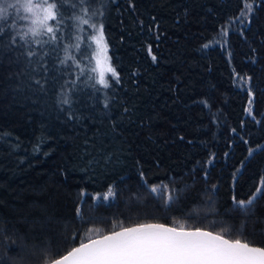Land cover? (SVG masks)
Instances as JSON below:
<instances>
[{
  "label": "trees",
  "instance_id": "obj_1",
  "mask_svg": "<svg viewBox=\"0 0 264 264\" xmlns=\"http://www.w3.org/2000/svg\"><path fill=\"white\" fill-rule=\"evenodd\" d=\"M245 3L247 21L204 47ZM62 7L68 19L75 7ZM101 22L118 74L107 88L60 63V30L36 46L17 37L0 56V264H44L90 229L149 221L264 245V199L234 203L264 177V0H108ZM211 101L229 124L217 125L213 152Z\"/></svg>",
  "mask_w": 264,
  "mask_h": 264
},
{
  "label": "snow or ice",
  "instance_id": "obj_2",
  "mask_svg": "<svg viewBox=\"0 0 264 264\" xmlns=\"http://www.w3.org/2000/svg\"><path fill=\"white\" fill-rule=\"evenodd\" d=\"M60 3L61 0H15L14 3L0 0V22L3 25L16 29L18 20L25 21L28 25L26 31L22 33L17 31L11 37V46L0 42V56L6 54L5 48L8 52L13 51L17 36L21 41H25L29 34L32 37L47 34L49 40L56 41L58 37L55 33L59 29L54 28L50 21H56L57 24L63 23ZM63 3L71 4V0H63ZM71 7H75V4H71ZM245 8L248 14L253 11L251 3H246ZM9 9H14L17 15L12 16ZM245 14V12L241 13L242 16ZM92 27L97 34L92 36L96 46L92 56L95 67L90 70L97 74V83L107 88L109 83L106 80V74L110 73L117 79L118 74L112 67L107 54L108 46L105 43L103 26L101 25L99 29H96L95 25ZM4 33V26H0V36ZM35 43L40 44L42 41L36 40ZM76 48L79 49L80 45L77 44ZM26 55L31 64L36 52L28 50ZM66 59H73V57L66 56ZM153 59L155 60V57ZM65 60H61L60 63L64 64ZM77 67H79L78 64ZM31 71L37 72V68L33 67ZM32 79L39 86L38 90L42 91L44 88L42 81L35 77ZM249 95L251 96V92ZM59 102L64 105L71 104L67 97L60 99ZM249 103L251 104V101ZM247 111L251 114V108ZM253 154L254 150L250 149L249 156ZM152 191L155 192L156 189L153 188ZM112 194V190L109 189L104 199H108V196ZM259 199H264V177L261 178V186L256 188L247 201L234 200V203L241 210H245ZM93 231L95 238L89 235L88 242L80 243L78 247H73L67 255L58 259H45L44 264H264V245L254 244L243 233H239L238 237L233 239L224 233H214L200 228L186 230L183 224L177 228L161 223H140L134 227L121 226L119 231L113 230L107 235L102 234L100 229L89 230L90 233Z\"/></svg>",
  "mask_w": 264,
  "mask_h": 264
},
{
  "label": "rangeland",
  "instance_id": "obj_3",
  "mask_svg": "<svg viewBox=\"0 0 264 264\" xmlns=\"http://www.w3.org/2000/svg\"><path fill=\"white\" fill-rule=\"evenodd\" d=\"M7 2L10 3H14L15 0H7ZM108 0H87L85 1V8L83 6H79V7H75L73 10V14H70L66 19L65 17H63V23L62 25H60V31L64 32V35L67 36V40H65L63 42L62 46V56H71L73 57V59L71 60V65L73 69H77L78 71L82 72H86L88 74V77H92L94 78V80L98 79L97 74L92 72L90 69L95 67V60L92 59V56L95 52V44L92 41V36H95L97 34L96 30L92 27V25H95L96 29H99L102 25V16H103V12H104V8L107 4ZM75 3L74 0H71V4ZM64 5H66L64 3ZM80 5V4H79ZM246 3L243 5L242 9L239 11V13L233 18L231 19L229 22L223 23L219 29L212 34L210 40H208L207 42H205V45H213L216 44L218 46H223L225 41H226V36L228 32V30L230 28H232L233 24H242L245 23L247 21L248 18V13L246 12V8H245ZM64 10V7L61 8ZM9 12L11 13L12 16H16L17 13L15 12L14 9H9ZM242 12H245V15H241ZM102 13V14H101ZM23 13H21L22 15ZM63 14V11H62ZM66 19V20H65ZM84 21H87V23H84ZM70 22L71 25V29L69 30V23ZM17 27L16 29H11L12 34L15 35L17 31L19 32H23L26 31V28L28 27L27 23L25 21H17ZM51 24V21H50ZM52 26L57 25L56 23L51 24ZM47 35V34H45ZM19 38V36H17ZM105 38V36H104ZM47 39V37H44V35L39 36V37H32L30 34L26 37L25 42L27 43V41L32 44L33 46H36L35 41L36 40H40L45 41ZM40 43V44H42ZM105 43L107 44L106 38H105ZM79 44L80 48L77 49L76 45ZM108 46V44H107ZM108 56H109V47H108V52H107ZM79 55V56H78ZM78 56V60L76 63L74 61V57ZM110 58V56H109ZM65 60V59H64ZM68 60V59H66ZM110 63H111V59H110ZM77 64L79 65V67H77ZM112 65V63H111ZM113 67V65H112ZM114 68V67H113ZM115 78H113L111 76V74H106V80L108 81V83L110 82V80H114ZM92 80V79H91ZM95 80V81H96ZM99 86L101 88L102 87L100 84ZM206 108L208 109L209 115H210V120L214 125V130H213V135L211 138V152L212 149H214L215 143L217 142V125H219V123H223L226 125L227 129L229 130V124L228 122H226V118H225V114H224V109H223V102L222 101H211L206 103ZM249 109V108H248ZM213 145V146H212ZM109 190L104 191V192H98L95 193L94 196L96 199H104L105 196L108 195ZM113 196V194L111 196H108V199L111 198ZM107 200V199H104Z\"/></svg>",
  "mask_w": 264,
  "mask_h": 264
},
{
  "label": "water",
  "instance_id": "obj_4",
  "mask_svg": "<svg viewBox=\"0 0 264 264\" xmlns=\"http://www.w3.org/2000/svg\"><path fill=\"white\" fill-rule=\"evenodd\" d=\"M141 223H161V224H164V225H166V226H169V227H176V226H172V225H169V224H165V223H162V222H156V221H149V222H141ZM137 224H140V223H134V224H130V225H127V226H123V227H134V226H136ZM120 228L121 227H119V228H117V229H115L116 231H119L120 230ZM177 228H179V227H177ZM197 227H195V228H185L186 230H195ZM201 230H205V231H211V230H208V229H205V228H200ZM113 231V230H112ZM213 232V231H212ZM111 233V231H109V232H106V233H103L104 235H107V234H110ZM214 233H216V232H214ZM93 238H95V237H93ZM84 243H86V242H88V239L87 240H85V241H83ZM80 243H82V242H80ZM80 245V244H79ZM79 245H77V246H75V247H78ZM69 251H71V249L69 250ZM68 251V252H69ZM68 252H66L65 254H63L62 256H64V255H67V253ZM61 257V256H60ZM60 257H58V258H60ZM58 258H56V259H58Z\"/></svg>",
  "mask_w": 264,
  "mask_h": 264
}]
</instances>
